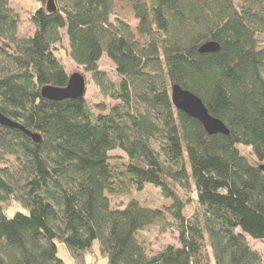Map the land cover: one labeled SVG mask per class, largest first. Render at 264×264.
<instances>
[{
	"label": "trees",
	"instance_id": "trees-1",
	"mask_svg": "<svg viewBox=\"0 0 264 264\" xmlns=\"http://www.w3.org/2000/svg\"><path fill=\"white\" fill-rule=\"evenodd\" d=\"M36 1L25 37L11 0H0V110L41 135L0 125V264H67L59 242L71 264H88L97 240L107 264H208L210 254L214 264H264L248 240L264 239V0H130L136 24L113 20L114 0ZM64 34L73 60L120 103L96 113L85 96L42 95L69 81L56 52ZM210 40L221 49L200 53ZM104 55L118 86L100 69ZM174 84L230 133L209 134L177 109ZM148 185L165 206L115 201ZM176 186L192 194V218ZM155 224L176 229L180 246L151 254L139 233Z\"/></svg>",
	"mask_w": 264,
	"mask_h": 264
},
{
	"label": "rangeland",
	"instance_id": "rangeland-1",
	"mask_svg": "<svg viewBox=\"0 0 264 264\" xmlns=\"http://www.w3.org/2000/svg\"><path fill=\"white\" fill-rule=\"evenodd\" d=\"M12 6L20 15L19 32L21 36L28 37L34 32V25L31 21L33 12L39 7V3L36 0H11ZM115 4L113 7V20L116 17L125 19L137 23L135 14L129 4L130 0H114ZM236 5L240 8L242 6L241 0H235ZM258 40L261 48L264 49V34L258 35ZM57 55L65 66V69L69 75L75 72L83 73L87 78V88L85 92V98L88 101L90 107L96 113L99 112L97 105L104 103L108 109H111L116 104L120 103V100L112 99L108 96L105 90L101 89L93 80L92 75L85 71L83 67L79 66L70 55V47L68 37L64 34V38L60 43L57 44ZM100 69L106 72L109 79L113 80L116 85H119L120 78L116 74V66L114 62L107 56L104 55L100 61ZM241 152L249 158L251 162H254L255 156L253 155L252 148L239 145ZM113 156H120L123 160H126V154L121 149H116L111 152ZM121 158V159H122ZM175 191L183 199L186 206L184 209V215L187 218L194 216V201L192 194L184 191L179 186L175 187ZM130 197H136L141 200L142 203L150 206H165L166 199L161 195L158 188L150 185L146 186L142 192H133L130 195H123L115 201L120 204H126ZM16 209V208H15ZM14 209V210H15ZM178 231L174 228H169L166 232H161L160 228L155 224L147 227L145 230L139 233V238L144 242L148 251L151 254H155L160 250L166 248L168 245L180 246ZM248 240L252 247L258 250L264 257V239L257 240L248 237ZM96 252L88 256V264H107V259L103 256L100 251V244L97 240L95 242ZM59 256L67 263H72V257L65 243L59 242L58 246ZM208 264H214L212 255H209Z\"/></svg>",
	"mask_w": 264,
	"mask_h": 264
},
{
	"label": "water",
	"instance_id": "water-1",
	"mask_svg": "<svg viewBox=\"0 0 264 264\" xmlns=\"http://www.w3.org/2000/svg\"><path fill=\"white\" fill-rule=\"evenodd\" d=\"M221 49V44L216 40H210L199 47L200 53H213ZM87 88V78L81 72H75L70 75L66 86L58 87L54 85H45L41 93L44 97L61 101L68 98H80L85 96ZM171 99L175 107L193 118H197L205 127L209 134L223 133L228 135L229 129L226 124L219 118L213 116L206 107L203 100L191 92L184 89L179 84H174L171 87ZM0 125L23 130L30 135L36 142L40 141L41 135L27 130L23 124L7 115L0 110ZM264 169V164L262 165Z\"/></svg>",
	"mask_w": 264,
	"mask_h": 264
}]
</instances>
